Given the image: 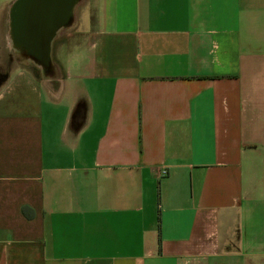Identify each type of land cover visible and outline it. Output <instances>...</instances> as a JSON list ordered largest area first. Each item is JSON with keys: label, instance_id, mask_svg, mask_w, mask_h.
<instances>
[{"label": "crops", "instance_id": "1", "mask_svg": "<svg viewBox=\"0 0 264 264\" xmlns=\"http://www.w3.org/2000/svg\"><path fill=\"white\" fill-rule=\"evenodd\" d=\"M35 64L0 81V264H264V0H76Z\"/></svg>", "mask_w": 264, "mask_h": 264}, {"label": "water", "instance_id": "2", "mask_svg": "<svg viewBox=\"0 0 264 264\" xmlns=\"http://www.w3.org/2000/svg\"><path fill=\"white\" fill-rule=\"evenodd\" d=\"M76 0H15L17 42L46 65L56 32L67 24ZM15 17V16H14Z\"/></svg>", "mask_w": 264, "mask_h": 264}, {"label": "rangeland", "instance_id": "3", "mask_svg": "<svg viewBox=\"0 0 264 264\" xmlns=\"http://www.w3.org/2000/svg\"><path fill=\"white\" fill-rule=\"evenodd\" d=\"M8 0H0V18L2 16V12L4 11L3 4ZM5 15V13H4ZM8 17L3 16L2 23L0 27L2 28V32H0L1 37L4 36L5 30L8 27V24L4 21L7 20ZM3 26V27H2ZM4 39H0V81H4L7 79L11 73V71L15 72L18 69H27V71L33 75L34 77H39L40 72L32 60H26L24 56H18V53L13 50H5L4 49Z\"/></svg>", "mask_w": 264, "mask_h": 264}, {"label": "bare ground", "instance_id": "4", "mask_svg": "<svg viewBox=\"0 0 264 264\" xmlns=\"http://www.w3.org/2000/svg\"><path fill=\"white\" fill-rule=\"evenodd\" d=\"M14 10H10V33L8 34L9 45L13 50H18L22 52V48L17 42V7L16 5L13 7ZM15 16V17H14Z\"/></svg>", "mask_w": 264, "mask_h": 264}, {"label": "flooded vegetation", "instance_id": "5", "mask_svg": "<svg viewBox=\"0 0 264 264\" xmlns=\"http://www.w3.org/2000/svg\"><path fill=\"white\" fill-rule=\"evenodd\" d=\"M13 51L17 52L18 53V56H20V57L24 56L25 59L28 60V61L29 60H32V61H34V63H37V62L39 63V61L36 60V58L31 55V53L29 52V50H22V52H19L18 50H13Z\"/></svg>", "mask_w": 264, "mask_h": 264}, {"label": "built area", "instance_id": "6", "mask_svg": "<svg viewBox=\"0 0 264 264\" xmlns=\"http://www.w3.org/2000/svg\"><path fill=\"white\" fill-rule=\"evenodd\" d=\"M167 173H168V170H167L166 168H162V169L160 170V176H166Z\"/></svg>", "mask_w": 264, "mask_h": 264}, {"label": "trees", "instance_id": "7", "mask_svg": "<svg viewBox=\"0 0 264 264\" xmlns=\"http://www.w3.org/2000/svg\"><path fill=\"white\" fill-rule=\"evenodd\" d=\"M25 212V211H24Z\"/></svg>", "mask_w": 264, "mask_h": 264}]
</instances>
